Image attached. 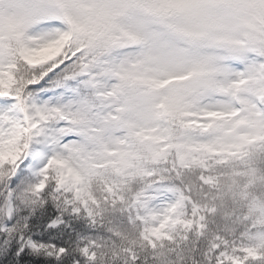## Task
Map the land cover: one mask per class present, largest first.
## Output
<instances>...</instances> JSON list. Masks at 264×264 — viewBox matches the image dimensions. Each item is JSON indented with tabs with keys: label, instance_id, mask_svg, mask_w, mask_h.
Wrapping results in <instances>:
<instances>
[{
	"label": "snow or ice",
	"instance_id": "6c2138e0",
	"mask_svg": "<svg viewBox=\"0 0 264 264\" xmlns=\"http://www.w3.org/2000/svg\"><path fill=\"white\" fill-rule=\"evenodd\" d=\"M0 264H264V0H0Z\"/></svg>",
	"mask_w": 264,
	"mask_h": 264
}]
</instances>
